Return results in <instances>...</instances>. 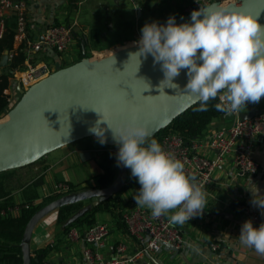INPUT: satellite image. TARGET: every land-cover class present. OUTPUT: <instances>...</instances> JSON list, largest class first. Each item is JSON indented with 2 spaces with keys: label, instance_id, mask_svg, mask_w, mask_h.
I'll list each match as a JSON object with an SVG mask.
<instances>
[{
  "label": "water",
  "instance_id": "obj_1",
  "mask_svg": "<svg viewBox=\"0 0 264 264\" xmlns=\"http://www.w3.org/2000/svg\"><path fill=\"white\" fill-rule=\"evenodd\" d=\"M211 5L220 6L219 3ZM227 7L230 11L259 15L258 21L264 25V0H237ZM175 20L177 24L191 22V14ZM81 46V60L57 69L27 89L18 84L21 98L8 112L7 120L0 123V174L29 167L76 142L96 139L89 129L101 119L102 114L97 112L104 113L114 127L135 118L149 128L154 138L198 103L195 96L184 93L187 69H182L173 80L178 87L171 88L175 86L163 81L161 66L154 63L151 55L139 60L134 54L139 51L138 45L122 48L103 59L88 57L85 40L81 41ZM9 55L10 52L5 51L0 61V76L2 69L9 66ZM254 115L240 114L238 117L245 120ZM225 117L233 120L235 115ZM101 127L107 128V125L101 124ZM105 135L104 146L118 150L110 129ZM128 176L129 169L120 166L109 187H85L40 208L28 222L19 245L23 264H32L30 244L40 222L64 206L87 203L63 224L62 229L69 227L118 195L127 184Z\"/></svg>",
  "mask_w": 264,
  "mask_h": 264
},
{
  "label": "crops",
  "instance_id": "obj_2",
  "mask_svg": "<svg viewBox=\"0 0 264 264\" xmlns=\"http://www.w3.org/2000/svg\"><path fill=\"white\" fill-rule=\"evenodd\" d=\"M79 1L26 0L30 33L37 37L52 24H67L72 23L75 19L77 21L83 18L80 27L79 24L77 27L83 31L85 37L90 36L91 30L95 29L94 26H87L92 21L96 22V30L101 32L102 38L106 40L118 31L127 29L129 25H132L131 28L136 33L142 34L141 29L145 23L157 21L160 24H166L170 16L175 18L181 16L184 4H188L190 0H185L179 10L178 7L174 8L175 3L170 4L169 7L174 9L170 10L167 7L168 11L166 10L162 14L157 9L160 0H130L136 10L137 6L140 7V10H137L136 24L131 20H124L119 13L121 0H89L82 7H77L76 4ZM176 1L178 2V0ZM77 27L74 32L75 53L72 64L78 60L80 53ZM11 59L12 54L9 55L10 62ZM259 112L264 113V97L259 103H247L246 108H242L238 112V116ZM225 116L214 120L207 134L199 140L201 146L198 147L197 152L210 160H215V153L205 148L202 145L203 141L214 131L226 129L236 118L235 116L233 120H227ZM106 150L108 149L104 148L97 140L89 138L52 152L36 163L32 169L17 170H21V172L15 176L16 179H23V181L21 183L16 180L11 181L8 186L9 194L6 199L0 198V203L5 200H9L14 205L28 202L32 183L39 180L42 183L36 189L39 198L35 201L51 196L54 186L60 183L73 184L79 188L97 186L96 178L103 173L99 162L102 153ZM253 159L260 165V171L256 175L241 176L230 157L220 162L213 169L211 182L205 190L206 205L202 215H199L193 222L181 225L184 237L182 248L176 250L166 246L158 253L141 259L140 264H264V254L257 252L254 247L241 244L239 240L241 226L246 220L238 206H249L253 212L262 217V223H264V214H262L264 209L253 204V192L258 190L259 195L264 196V142L262 139L257 141ZM136 194L137 191L129 190L121 196L124 212L141 207L136 204L133 198ZM262 198L264 197L257 196V199ZM56 213L46 217L36 227L30 244L33 255L36 250L47 246L50 241L54 242ZM99 215H97L98 221L112 224L113 235L102 249L104 257L111 258L114 256V248L118 239L126 237L127 234H123L115 228V222L109 214H101L106 216L103 220L99 219ZM51 237L53 238L47 242ZM129 241L131 243V240ZM212 243L220 245L218 253L211 249ZM84 249V244L81 241L72 243L64 241L61 249L51 252L46 260L53 264H87Z\"/></svg>",
  "mask_w": 264,
  "mask_h": 264
},
{
  "label": "clouds",
  "instance_id": "obj_3",
  "mask_svg": "<svg viewBox=\"0 0 264 264\" xmlns=\"http://www.w3.org/2000/svg\"><path fill=\"white\" fill-rule=\"evenodd\" d=\"M258 17L230 11L226 5L201 6L191 12V22L177 24L170 16L166 24L145 23L136 42L139 51L134 54L138 59L151 55L161 66L163 81L175 86L171 88L178 87L173 80L187 69L184 93L197 98V111H207L208 102L218 100L214 105L217 111L238 113L247 103H259L264 97V25ZM97 113L102 114L101 119L89 131L104 145L105 133L111 130L118 146L117 166L130 169L140 185L133 196L137 205L149 209L154 218L170 214L172 224L182 225L202 215L204 186L185 172L181 160L151 138L146 125L133 118L114 127L104 113ZM257 196L264 197L256 190L253 204L264 209V198ZM239 240L264 254V223L255 228L251 220L245 221Z\"/></svg>",
  "mask_w": 264,
  "mask_h": 264
},
{
  "label": "built area",
  "instance_id": "obj_4",
  "mask_svg": "<svg viewBox=\"0 0 264 264\" xmlns=\"http://www.w3.org/2000/svg\"><path fill=\"white\" fill-rule=\"evenodd\" d=\"M89 0H80L77 7H82ZM237 0H193L191 4L184 6L183 14H191L193 10L207 7L213 3L229 5ZM140 10V7L137 8ZM15 17L14 47L17 50L25 45L27 59L25 68L16 71L14 79L27 89L31 85L45 78L65 64H72L74 53V30L77 26L76 19L72 23L52 24L45 28L37 37L33 36L28 26V4L26 0H0V39L3 37L8 20ZM75 49V48H74ZM72 53V54H71ZM52 57V58H51ZM10 94V91H5ZM236 118L226 129L214 131L203 141V146L215 153V160L197 152L200 147L199 140H195L192 146L185 143L179 134L170 133L159 142L166 152H170L185 165V172L195 177L194 182L204 186V191L210 184L213 169L224 159L232 158L233 165L241 176L256 175L260 171V165L253 159L255 146L259 139L264 142V113H256L250 119H241L238 113ZM111 151L118 152L113 149ZM71 191L67 183L54 186L52 195H65ZM51 195V196H52ZM42 200L35 201L38 205ZM29 204H26V208ZM22 205H13L2 211L3 216L16 217L22 212ZM245 220H251L253 226L262 224V217L252 211L247 205L238 206ZM170 215V214H169ZM169 215H161L154 218L149 209L145 207L134 208L124 212V221L127 226L126 237H120L114 248V256L106 258L102 249L105 247L112 234V224L100 222L88 229L72 228L65 241L72 243L81 241L84 244V256L87 264H140V260L151 254L158 253L164 247L181 249L184 245L181 224H172ZM198 216L189 222L195 221ZM189 222H185L189 223ZM131 240V243L130 241ZM49 244L53 245L50 241ZM211 249L218 253L220 245L212 243ZM41 264H53L44 260Z\"/></svg>",
  "mask_w": 264,
  "mask_h": 264
},
{
  "label": "trees",
  "instance_id": "obj_5",
  "mask_svg": "<svg viewBox=\"0 0 264 264\" xmlns=\"http://www.w3.org/2000/svg\"><path fill=\"white\" fill-rule=\"evenodd\" d=\"M15 26V17L12 16L8 20L7 28L3 37L0 39V61L5 51H9L10 54H12L9 66L2 69V74L0 76V119H3L15 106L17 101H19H15V96H18L19 93L17 91L18 84L13 79L17 70H24L25 61L27 59L25 45H22L15 50ZM82 40H85L86 42V49L95 51H103L106 49L103 45L104 39L101 36V32L92 29L90 36L79 38L78 46L80 53L78 61L81 60ZM7 90L11 93L6 94L5 91ZM217 102L218 100H210L208 102V110L203 112L196 110L199 107L198 102L183 115L176 118L165 130L160 131L154 139L160 142L164 136L170 133L179 134L184 138L185 143L188 146H192L193 141L200 140L207 134L209 127L214 120L226 115L225 113L219 112L215 109L214 105ZM104 148L108 150L102 153L99 162V166L103 170V173L96 178L97 187L99 188L109 187L114 182L118 174L116 152L111 151L115 148L109 146H104ZM16 171L17 170H13L0 174V198L6 199L8 196V186L11 181L16 180V182L19 183V181L22 180L16 179ZM41 183V180L32 183L28 202L22 204V212L16 217L11 215L3 216L1 213L2 211L7 210L8 207L13 206V203L9 200H5L3 203H0V264H23L22 252L19 245L22 242L28 222L40 208L60 197L59 195H52L43 198L40 204L33 205L34 201L39 198V194L36 189L41 185ZM69 186L71 189L70 192L79 190V187L76 185L69 184ZM139 188L140 185L138 184L136 178L131 177L130 171L127 184L118 195L109 199L97 208H94L92 211L78 219L75 223L64 229H62L63 224L83 207V203L81 202L62 207L59 211H57L56 238L53 245L48 244L47 246L36 250L33 255L32 264H41L51 252L60 250L64 244L65 238L72 228L88 229L100 223L101 221H98L97 218L98 214H109L115 222V228L121 233L127 234V226L124 221V208L121 203V196L129 190L138 191ZM26 204H29L28 208H26Z\"/></svg>",
  "mask_w": 264,
  "mask_h": 264
},
{
  "label": "rangeland",
  "instance_id": "obj_6",
  "mask_svg": "<svg viewBox=\"0 0 264 264\" xmlns=\"http://www.w3.org/2000/svg\"><path fill=\"white\" fill-rule=\"evenodd\" d=\"M184 1L185 0H178V2L176 0H160V2L157 4L158 12L160 14L164 13L167 10V7L170 10L178 7V10H179L183 6ZM192 2H193V0H190V1H188V4H191ZM163 3H165V4H163ZM173 3H175L176 5L174 4L175 7L171 9V7H169V5L173 4ZM188 4H184V6H186ZM74 9H76V8L74 7ZM77 11H79V10H77ZM118 11L123 16L124 20H129V21L131 20V21H133L134 24H136V15H137L138 11L134 8V6L130 2V0H121V3H120ZM82 19L77 20V26L79 24V27H80ZM134 24H133V26H134ZM87 26H89V27H93L94 26V28L96 30V22L94 23V21H92L91 24H88ZM79 27H77V30L79 31V33H78L79 38L85 37V36H83V31H81ZM131 27H132V25H129V27L127 29H123V30L118 31L114 35L109 36L107 38V40L104 39V44L103 45L106 47L105 50H103V51H95V50L87 49L88 56L90 58H92V59H103V58L106 57V55L109 56L112 53H114L116 51V49L120 50V49L125 48V47L138 45L136 42L141 37V34L140 33L139 34L136 33L135 30L132 29ZM101 28H103V27H101ZM75 30H76V28H75ZM74 51H75V49L73 48L72 49V53H74ZM69 65H71V64H65L64 67H67ZM20 98H21L20 95L15 96V101L19 100ZM6 118H7V115L3 119H0V123L3 122L4 120H6ZM89 142H90V140H89ZM34 165L26 167V169H32V167ZM130 171L131 170L129 169V172ZM18 172H21V170L20 171H16V174H18ZM22 181H23V179L21 181H19V183L22 182ZM79 189H82V188H79ZM86 204L87 203H83L82 206H84ZM104 218H106V216L101 215V214L99 215V219L100 220H103ZM103 222H105V221H103Z\"/></svg>",
  "mask_w": 264,
  "mask_h": 264
},
{
  "label": "bare ground",
  "instance_id": "obj_7",
  "mask_svg": "<svg viewBox=\"0 0 264 264\" xmlns=\"http://www.w3.org/2000/svg\"><path fill=\"white\" fill-rule=\"evenodd\" d=\"M116 50H117V49H116ZM6 120H7V118H6ZM6 120H5V121H6Z\"/></svg>",
  "mask_w": 264,
  "mask_h": 264
},
{
  "label": "flooded vegetation",
  "instance_id": "obj_8",
  "mask_svg": "<svg viewBox=\"0 0 264 264\" xmlns=\"http://www.w3.org/2000/svg\"><path fill=\"white\" fill-rule=\"evenodd\" d=\"M4 121H5V120H4ZM4 121H3V122H4Z\"/></svg>",
  "mask_w": 264,
  "mask_h": 264
}]
</instances>
